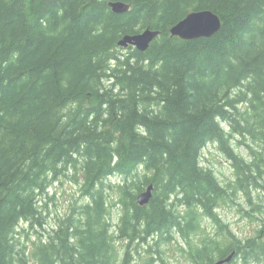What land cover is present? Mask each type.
Instances as JSON below:
<instances>
[{"label": "trees", "instance_id": "trees-1", "mask_svg": "<svg viewBox=\"0 0 264 264\" xmlns=\"http://www.w3.org/2000/svg\"><path fill=\"white\" fill-rule=\"evenodd\" d=\"M108 1L0 0V264H126L131 244L150 236L177 240L196 264L233 250L226 264L263 262L264 0H122L123 13ZM198 9L220 17L216 33L169 34ZM146 27L160 31L146 50L117 44ZM210 143L229 158V183L201 165ZM62 175L81 199L29 256L17 228L41 221L43 195ZM238 194L258 221L243 239L217 211Z\"/></svg>", "mask_w": 264, "mask_h": 264}, {"label": "rangeland", "instance_id": "rangeland-1", "mask_svg": "<svg viewBox=\"0 0 264 264\" xmlns=\"http://www.w3.org/2000/svg\"><path fill=\"white\" fill-rule=\"evenodd\" d=\"M236 152L245 155L243 148H234ZM201 165L211 168L214 171L216 178L222 183L226 184L233 180V169L230 161L224 156L216 143H210L201 152L200 158ZM120 178L112 176L107 179V183L115 187ZM110 196L115 197L114 188L109 190ZM76 199H81L79 195V184L74 178L66 175L54 178L47 188V192L43 195L42 216L43 218L39 223L37 222H21L17 228L18 244L24 247L27 255L34 248V244L47 236V233L56 227L58 219L69 211V207ZM249 202L241 195L238 194L233 202L224 203L218 209V215L222 221L228 225L230 230L237 238H247L255 234L258 228V221L255 218H250L246 211L250 210ZM111 220L117 223L118 215L120 212L119 206L112 204L110 206ZM243 211V214H242ZM113 224V225H115ZM203 228L207 230L208 234L216 231L212 222L204 218L202 221ZM198 237H194V241H198ZM156 236H150L143 243H132V251L129 253V258L126 264H196L188 262L181 256L180 249L184 247L180 242L173 239L169 242L158 241L155 245ZM22 241V242H21ZM25 242V243H24ZM117 249L120 251L122 258V247L124 246L123 240L116 244ZM152 245L151 251L148 248ZM155 249H158L155 252ZM258 264H264V261Z\"/></svg>", "mask_w": 264, "mask_h": 264}, {"label": "water", "instance_id": "water-1", "mask_svg": "<svg viewBox=\"0 0 264 264\" xmlns=\"http://www.w3.org/2000/svg\"><path fill=\"white\" fill-rule=\"evenodd\" d=\"M108 6L115 13H123L129 9V4L122 0H110ZM221 27L220 17L210 9H198L189 11L183 18L171 25L169 34L180 39H195L199 37H209L216 33ZM158 29L146 27L136 33L124 34L119 40L118 45L127 47L134 46L139 51L146 50L150 43L159 35ZM153 185L149 184L137 195V203L146 205L152 196ZM235 255V250L225 257L215 260L211 264H226Z\"/></svg>", "mask_w": 264, "mask_h": 264}, {"label": "bare ground", "instance_id": "bare-ground-1", "mask_svg": "<svg viewBox=\"0 0 264 264\" xmlns=\"http://www.w3.org/2000/svg\"><path fill=\"white\" fill-rule=\"evenodd\" d=\"M170 27H171V26H170ZM143 29H144V28H143ZM137 32H138V31H137ZM134 33H136V32H134ZM126 34H127V33H126ZM122 36H123V35H122ZM122 36H121V37H122ZM121 37H120V38H121ZM120 38H119V39H120ZM117 42H118V41H117ZM117 44H118V43H117ZM119 46H120V45H119ZM128 46H129V45H128ZM121 47H122V46H121ZM123 48H126V47H123ZM226 158H227V157H226ZM227 159H229V158H227ZM21 242H22V241H21ZM24 243H25V242H24Z\"/></svg>", "mask_w": 264, "mask_h": 264}]
</instances>
